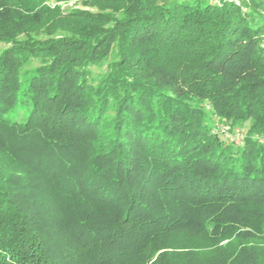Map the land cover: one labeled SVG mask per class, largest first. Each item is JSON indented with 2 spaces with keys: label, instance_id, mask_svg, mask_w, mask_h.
Instances as JSON below:
<instances>
[{
  "label": "trees",
  "instance_id": "trees-1",
  "mask_svg": "<svg viewBox=\"0 0 264 264\" xmlns=\"http://www.w3.org/2000/svg\"><path fill=\"white\" fill-rule=\"evenodd\" d=\"M70 1L0 0V264H261L264 0Z\"/></svg>",
  "mask_w": 264,
  "mask_h": 264
},
{
  "label": "rangeland",
  "instance_id": "rangeland-1",
  "mask_svg": "<svg viewBox=\"0 0 264 264\" xmlns=\"http://www.w3.org/2000/svg\"><path fill=\"white\" fill-rule=\"evenodd\" d=\"M62 6L63 7H66V8H83V9H88V7H83V5H82V3H81V0H77V1H70V2H68V3H66V4H62ZM1 47H3V44L2 43H0V48ZM241 131H237L236 133H235V137L236 138H239V137H241ZM223 136H222V138H225L226 140H228L229 139V135L227 136L226 134H222ZM261 264H264V258L262 259V261H261Z\"/></svg>",
  "mask_w": 264,
  "mask_h": 264
},
{
  "label": "built area",
  "instance_id": "built-area-1",
  "mask_svg": "<svg viewBox=\"0 0 264 264\" xmlns=\"http://www.w3.org/2000/svg\"><path fill=\"white\" fill-rule=\"evenodd\" d=\"M236 2L238 1V0H235Z\"/></svg>",
  "mask_w": 264,
  "mask_h": 264
}]
</instances>
